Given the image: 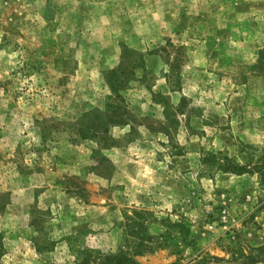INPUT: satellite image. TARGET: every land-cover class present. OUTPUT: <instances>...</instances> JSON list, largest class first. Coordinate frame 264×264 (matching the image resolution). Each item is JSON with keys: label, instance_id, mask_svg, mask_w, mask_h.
I'll return each instance as SVG.
<instances>
[{"label": "rangeland", "instance_id": "1", "mask_svg": "<svg viewBox=\"0 0 264 264\" xmlns=\"http://www.w3.org/2000/svg\"><path fill=\"white\" fill-rule=\"evenodd\" d=\"M138 245L264 264V0H0V264Z\"/></svg>", "mask_w": 264, "mask_h": 264}, {"label": "trees", "instance_id": "2", "mask_svg": "<svg viewBox=\"0 0 264 264\" xmlns=\"http://www.w3.org/2000/svg\"><path fill=\"white\" fill-rule=\"evenodd\" d=\"M219 167H221V170L223 171H228L237 175H241L247 170L245 167H240L237 165L224 166V164H221L219 165ZM130 224L131 226H134L136 223L133 222ZM144 248L146 249L144 250L142 249L141 245H138L134 248L133 253H129V251L127 250H120L117 254H110L103 257H94L90 251L84 250L81 252L83 258L79 261H76L75 264H95L98 259H101L99 264H138L134 259L135 256L143 255L146 252H150V248Z\"/></svg>", "mask_w": 264, "mask_h": 264}]
</instances>
